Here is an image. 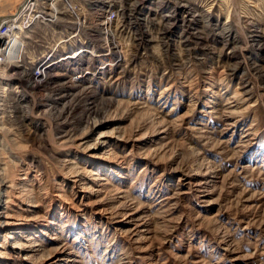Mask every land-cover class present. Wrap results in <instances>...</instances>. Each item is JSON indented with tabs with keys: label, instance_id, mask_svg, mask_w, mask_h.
<instances>
[{
	"label": "rangeland",
	"instance_id": "obj_1",
	"mask_svg": "<svg viewBox=\"0 0 264 264\" xmlns=\"http://www.w3.org/2000/svg\"><path fill=\"white\" fill-rule=\"evenodd\" d=\"M73 1L2 46L0 264H264V0Z\"/></svg>",
	"mask_w": 264,
	"mask_h": 264
},
{
	"label": "built area",
	"instance_id": "obj_2",
	"mask_svg": "<svg viewBox=\"0 0 264 264\" xmlns=\"http://www.w3.org/2000/svg\"><path fill=\"white\" fill-rule=\"evenodd\" d=\"M29 0H22L20 4L8 15L0 21V75H7L6 64L2 63V46L13 28L15 27V18H20V9ZM40 12L38 7V0H36V8L34 11L27 15V18L37 17V13ZM83 7L73 0H57L54 8V15H48L47 21H57L60 24V32L52 33L47 28V21H39V28L36 34H32L30 40V47L23 48L19 53L24 59L25 66H28V60H34L41 52V46L53 45V39H62L63 34L68 30H80L81 19L83 16ZM27 18H23V23L27 21ZM112 20L115 17H110Z\"/></svg>",
	"mask_w": 264,
	"mask_h": 264
},
{
	"label": "bare ground",
	"instance_id": "obj_3",
	"mask_svg": "<svg viewBox=\"0 0 264 264\" xmlns=\"http://www.w3.org/2000/svg\"><path fill=\"white\" fill-rule=\"evenodd\" d=\"M41 4L39 3V0H38V7H40ZM36 8V0H29L26 4H24L21 9H20V18H15V27L13 28L12 32H13V35H14V38H19L20 37V34L23 32L24 29H27L29 27L32 26V24L34 23V21L37 19V18H40V17H45L46 20H48V15L47 16H42V14L40 12L37 13V17H32V18H27V15L31 14L34 9ZM50 9L53 10V12L49 15H54V8H55V4H51V6L49 7ZM40 9V8H39ZM42 13H44L42 11ZM110 17H111V14H110ZM23 18H27V21L24 22V24H22L21 22H23ZM111 19V18H110ZM0 21H1V18H0ZM50 22H53V21H50ZM81 32V31H80ZM11 34V33H10ZM28 39V38H27ZM26 39V40H27ZM5 43V42H4ZM14 44V43H13ZM11 45L10 46V50L12 52H15V46L14 45ZM81 47H87V46H81ZM82 48V49H83ZM81 48H77L78 51H81L82 52H86L84 50H80ZM87 49V48H86ZM80 53V54H81ZM70 58H72L71 55H68ZM21 57V56H20ZM22 58V57H21ZM23 59V58H22ZM35 60V59H34ZM60 59L59 58H55L53 56H50V58L48 59V61H42L38 64L37 66V72H36V76L35 77H32V76H29L28 74L26 76H24L26 79V83L28 82V86L30 88H32L33 90L34 89H37L39 87L42 86V84L45 83V80L48 79L47 78V74L51 71V70H55L56 68L59 67V63H60ZM3 63V62H2ZM6 64V63H5ZM19 67L22 66V65H18ZM6 71H7V65H6ZM26 72V71H25ZM8 75V74H7ZM1 76V75H0ZM84 138V137H82ZM26 246V245H25Z\"/></svg>",
	"mask_w": 264,
	"mask_h": 264
}]
</instances>
